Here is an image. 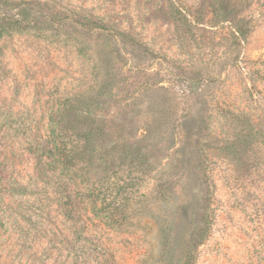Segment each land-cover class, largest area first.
<instances>
[{"label": "rangeland", "instance_id": "374dc122", "mask_svg": "<svg viewBox=\"0 0 264 264\" xmlns=\"http://www.w3.org/2000/svg\"><path fill=\"white\" fill-rule=\"evenodd\" d=\"M98 95L149 134L84 176ZM0 264H264V0H0Z\"/></svg>", "mask_w": 264, "mask_h": 264}, {"label": "trees", "instance_id": "16d2710c", "mask_svg": "<svg viewBox=\"0 0 264 264\" xmlns=\"http://www.w3.org/2000/svg\"><path fill=\"white\" fill-rule=\"evenodd\" d=\"M106 87L107 84H104L102 89ZM105 104L109 105L108 102L102 103L98 95L88 102L82 101L79 105H72L58 120L61 158L66 165H71L79 159L83 164L81 169L84 176L95 160L102 162L105 156L109 155L106 154L109 146L120 151L118 158L125 163L141 151L139 143L148 138L149 128L146 126L139 127L136 134L123 131L120 134L118 131L106 130L108 119L104 114ZM118 115L113 117V120L118 118Z\"/></svg>", "mask_w": 264, "mask_h": 264}]
</instances>
